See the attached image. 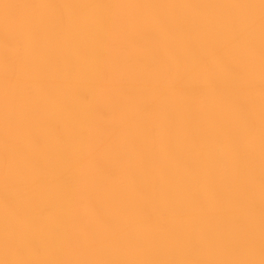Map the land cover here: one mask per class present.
<instances>
[{"label": "bare ground", "instance_id": "obj_1", "mask_svg": "<svg viewBox=\"0 0 264 264\" xmlns=\"http://www.w3.org/2000/svg\"><path fill=\"white\" fill-rule=\"evenodd\" d=\"M0 264H264V0H0Z\"/></svg>", "mask_w": 264, "mask_h": 264}]
</instances>
